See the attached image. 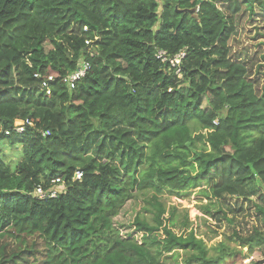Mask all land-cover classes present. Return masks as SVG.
<instances>
[{
  "label": "trees",
  "instance_id": "trees-1",
  "mask_svg": "<svg viewBox=\"0 0 264 264\" xmlns=\"http://www.w3.org/2000/svg\"><path fill=\"white\" fill-rule=\"evenodd\" d=\"M242 5L264 10V0H0V264H160L182 250L184 264H220L264 247L255 230L240 251L220 243L211 254L168 228L158 201L213 176L212 199L250 201L264 225V81L257 89L229 49ZM158 49L184 52L180 75ZM81 58L90 68L69 88L62 78ZM57 178L55 196L34 194ZM146 191L153 225L135 216L138 241L114 218Z\"/></svg>",
  "mask_w": 264,
  "mask_h": 264
},
{
  "label": "rangeland",
  "instance_id": "rangeland-1",
  "mask_svg": "<svg viewBox=\"0 0 264 264\" xmlns=\"http://www.w3.org/2000/svg\"><path fill=\"white\" fill-rule=\"evenodd\" d=\"M222 9L226 11L225 5ZM50 38L47 37V40L49 41ZM45 46L50 47V43L46 42ZM229 49L232 58L247 64L249 78L257 89H260L264 81V10L255 7L254 11L250 12L242 5V9L236 16V29L229 40ZM14 151L9 148L5 150L7 161L11 166L15 161L16 151ZM213 180V176L205 179L202 181V186L191 191H184L180 196L167 192L159 194L158 201L165 208L163 217L168 221L164 224L178 235H185L192 231L209 247L211 254L213 247L220 243L240 251L241 239L252 236L255 230H264L262 217L256 212L251 202L243 198L224 194L219 199H212L207 191ZM150 193L146 191L140 196L137 195L127 202L114 218L115 223L123 231H120V234L131 235L138 241L141 240L142 233L133 231L131 226L135 216H140L153 225L152 214L145 203ZM157 233H161L162 236V228L155 232ZM243 253L244 255L239 254L220 264H254L252 261L256 259L261 261L259 264H264V247L254 249L252 255L248 257H246L247 248H243ZM184 258L183 250L176 257L164 254L160 264H184ZM192 264H196V261Z\"/></svg>",
  "mask_w": 264,
  "mask_h": 264
},
{
  "label": "built area",
  "instance_id": "built-area-1",
  "mask_svg": "<svg viewBox=\"0 0 264 264\" xmlns=\"http://www.w3.org/2000/svg\"><path fill=\"white\" fill-rule=\"evenodd\" d=\"M85 44L88 47V53L90 56L94 55V51L91 47L90 41L85 40ZM184 57V52L180 51L177 54L170 56L166 53L164 50L158 49L156 52V58L159 59L161 62L167 63L171 67L175 69L176 75H180V63L182 58ZM90 68V63L86 59H79L77 67L63 76L62 80L69 88H73L76 81H78L80 78H82L86 72ZM36 77H39L38 74H35ZM54 81L53 75H47L43 79H40V88L45 89L46 94H50L51 90L49 87V84ZM25 124H30V121L25 119L21 121H16L15 126L17 131H23V128ZM7 132V131H6ZM46 134H48V131H46ZM81 177V172L79 170H76L74 173V178L79 179ZM64 188L63 182H61L58 178L55 180L54 185L49 188L47 191H44L42 188L38 187L35 189L34 194L39 197H43L46 194L50 196H55L60 190Z\"/></svg>",
  "mask_w": 264,
  "mask_h": 264
},
{
  "label": "clouds",
  "instance_id": "clouds-1",
  "mask_svg": "<svg viewBox=\"0 0 264 264\" xmlns=\"http://www.w3.org/2000/svg\"><path fill=\"white\" fill-rule=\"evenodd\" d=\"M45 196H48V194H46ZM39 197V196H38ZM44 197V196H43Z\"/></svg>",
  "mask_w": 264,
  "mask_h": 264
},
{
  "label": "water",
  "instance_id": "water-1",
  "mask_svg": "<svg viewBox=\"0 0 264 264\" xmlns=\"http://www.w3.org/2000/svg\"><path fill=\"white\" fill-rule=\"evenodd\" d=\"M201 0H198V3L200 2Z\"/></svg>",
  "mask_w": 264,
  "mask_h": 264
}]
</instances>
